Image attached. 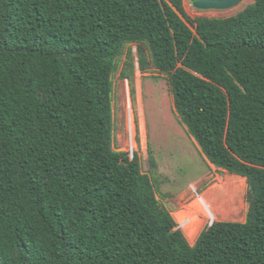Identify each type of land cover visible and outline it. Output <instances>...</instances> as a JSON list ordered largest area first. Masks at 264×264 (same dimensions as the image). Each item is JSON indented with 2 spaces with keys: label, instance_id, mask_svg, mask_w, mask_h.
<instances>
[{
  "label": "trees",
  "instance_id": "obj_1",
  "mask_svg": "<svg viewBox=\"0 0 264 264\" xmlns=\"http://www.w3.org/2000/svg\"><path fill=\"white\" fill-rule=\"evenodd\" d=\"M133 46L209 163L246 179V220L194 245L113 146ZM0 264H264V0L195 19L184 0H0Z\"/></svg>",
  "mask_w": 264,
  "mask_h": 264
},
{
  "label": "rangeland",
  "instance_id": "obj_2",
  "mask_svg": "<svg viewBox=\"0 0 264 264\" xmlns=\"http://www.w3.org/2000/svg\"><path fill=\"white\" fill-rule=\"evenodd\" d=\"M196 1L184 0L185 10L193 19L228 18L255 2L243 0L228 10H200L194 6ZM127 49L118 59V69L113 75L114 149L131 156L139 154L143 171L155 182L161 205L171 213L185 236L189 231L184 232L179 222L186 218L192 219L189 226L199 227L204 222L201 231L212 222H244L249 211L246 179L209 163L175 109L167 76L154 68L141 72L136 46H133L136 59L135 91H132L130 81L122 77ZM150 151L157 164L155 170L150 166ZM233 185H238L240 191L237 202L231 206ZM231 215V220L222 219ZM210 216L217 218L213 220ZM196 240L188 241L194 245Z\"/></svg>",
  "mask_w": 264,
  "mask_h": 264
},
{
  "label": "bare ground",
  "instance_id": "obj_3",
  "mask_svg": "<svg viewBox=\"0 0 264 264\" xmlns=\"http://www.w3.org/2000/svg\"><path fill=\"white\" fill-rule=\"evenodd\" d=\"M238 177V176H237ZM240 178V177H239ZM243 179V178H242ZM244 180V179H243ZM245 181V180H244ZM232 193L234 195L233 199H232V204L231 206L237 202L238 198H236V196L238 195L239 191H240V187L238 185H233L232 186ZM198 201L200 202L201 206L203 205V202L201 200L198 199ZM229 215V214H228ZM232 215L227 217V218H222V219H225V220H231L232 218ZM211 219H216L217 217H214V216H210ZM191 218H186L182 221H180L179 223L181 224V228L184 229V232H186L187 230L189 231V234L186 235L187 239L191 242H194V239L196 237V235H198L202 229V226H203V223L202 222V225L197 227L195 225H190L189 224L191 223ZM188 225V228L185 229V227Z\"/></svg>",
  "mask_w": 264,
  "mask_h": 264
},
{
  "label": "water",
  "instance_id": "obj_4",
  "mask_svg": "<svg viewBox=\"0 0 264 264\" xmlns=\"http://www.w3.org/2000/svg\"><path fill=\"white\" fill-rule=\"evenodd\" d=\"M243 0H197L194 6L200 10H228L239 5ZM213 222L210 224V226Z\"/></svg>",
  "mask_w": 264,
  "mask_h": 264
},
{
  "label": "crops",
  "instance_id": "obj_5",
  "mask_svg": "<svg viewBox=\"0 0 264 264\" xmlns=\"http://www.w3.org/2000/svg\"><path fill=\"white\" fill-rule=\"evenodd\" d=\"M198 235H199V234H198ZM198 235H196V237H195L194 241L197 239Z\"/></svg>",
  "mask_w": 264,
  "mask_h": 264
}]
</instances>
